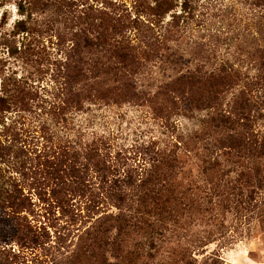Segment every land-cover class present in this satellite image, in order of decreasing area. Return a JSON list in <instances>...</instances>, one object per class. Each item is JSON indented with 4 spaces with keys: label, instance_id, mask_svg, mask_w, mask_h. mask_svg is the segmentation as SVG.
<instances>
[{
    "label": "trees",
    "instance_id": "16d2710c",
    "mask_svg": "<svg viewBox=\"0 0 264 264\" xmlns=\"http://www.w3.org/2000/svg\"><path fill=\"white\" fill-rule=\"evenodd\" d=\"M89 1L16 2L21 18L3 39L21 42L24 59L46 61L38 18L63 16L66 31L56 35L64 56L54 59L61 80L49 97L17 72L1 76L0 224L11 223L19 254L44 248L61 259L72 238L58 264H195L194 252L217 232L202 224L222 229V203L247 202L240 182L264 177V0H185L180 10L177 0ZM170 13L161 36L158 22ZM184 57L186 113L207 112L199 129L132 151L91 130L90 102L118 105L122 78L158 60L178 75ZM100 75L114 78L104 94L70 96V78Z\"/></svg>",
    "mask_w": 264,
    "mask_h": 264
},
{
    "label": "rangeland",
    "instance_id": "374dc122",
    "mask_svg": "<svg viewBox=\"0 0 264 264\" xmlns=\"http://www.w3.org/2000/svg\"><path fill=\"white\" fill-rule=\"evenodd\" d=\"M96 1L90 0L89 3L94 4ZM125 1L130 3L129 0ZM200 1V3L207 2V0ZM213 1L218 6L221 4L231 6L233 2L239 5L237 0ZM16 2L17 0H0V19L2 14L7 17L6 22L0 24V79L2 75L9 76L17 72V76L30 78L41 89V93L49 97L56 90L57 83L54 79L61 80V77L55 76L51 68L54 67L55 58L64 56L58 50L59 39L56 36L66 31L64 18L63 16L38 18L37 22L41 30L39 33L47 45L44 53L46 61L39 56H32L27 60L16 50V48L21 49V42L12 43L9 46L3 39L4 35L13 30L14 21L21 18L16 9ZM177 2L179 4L177 8L182 9V3H185V0H177ZM177 2L175 1L176 4ZM238 9L241 8L238 7ZM171 14L158 22L157 34L164 35L167 22L173 19ZM179 21L182 26H185L186 32V14H183ZM184 59V67L181 69L183 73L178 75L175 73L177 67L171 68L170 62L163 64L158 60L153 63L152 69L148 68V71H141L142 73L139 71L136 78H122L125 87L121 90L122 98L118 105L110 101L106 103L108 105L103 103L100 109L99 105L90 102L87 106H90L97 115V121L91 130L100 129L111 132L116 144L132 151L134 146L148 143L150 140L163 143L170 138V135L186 137L199 129L200 121L207 112L195 111L190 116L186 113V97L190 94V90L186 80V57ZM42 63H45V67ZM113 80L114 78H107L104 75L70 78L68 92L72 94H68L73 96L77 91L91 99L97 98L107 91ZM260 124L264 133V120L260 119ZM240 184L246 186L244 198L247 202L232 203L230 208H224L222 203L219 219V222L224 223L222 229L214 227L209 222L202 224L201 230L214 229L217 232L213 238L210 237L206 241L204 248L194 252L195 264H264V177L254 178L250 185L245 181H241ZM224 196H221L222 202ZM0 216H2L1 212ZM4 220L6 223L0 224V264H58L60 260L66 261L73 250L74 241L71 242L72 238H70L62 244L66 248L62 252L66 254L61 259L59 253L57 255L47 253L44 248L28 249L19 254L20 247L12 242L13 238L10 239L13 237V232L9 229L11 223L7 222L5 217ZM11 242V245H6ZM14 250H17V255L19 254L15 259L11 253ZM214 253L221 257L214 256ZM55 259L57 261H54ZM162 259L163 257L159 258V260Z\"/></svg>",
    "mask_w": 264,
    "mask_h": 264
}]
</instances>
